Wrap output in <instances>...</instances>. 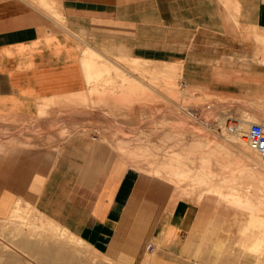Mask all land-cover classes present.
I'll use <instances>...</instances> for the list:
<instances>
[{
  "label": "crops",
  "instance_id": "1",
  "mask_svg": "<svg viewBox=\"0 0 264 264\" xmlns=\"http://www.w3.org/2000/svg\"><path fill=\"white\" fill-rule=\"evenodd\" d=\"M178 77L264 99V0H0V219L32 205L80 245L73 264H187L210 202L192 224L111 128L142 121L128 93L153 109Z\"/></svg>",
  "mask_w": 264,
  "mask_h": 264
},
{
  "label": "rangeland",
  "instance_id": "2",
  "mask_svg": "<svg viewBox=\"0 0 264 264\" xmlns=\"http://www.w3.org/2000/svg\"><path fill=\"white\" fill-rule=\"evenodd\" d=\"M162 83L164 86L160 87L153 109L135 110L133 105L137 95L135 92L128 93L130 100L125 107L128 119L134 120L138 113L142 121L127 126L112 123L115 136L122 135L127 139L122 145L116 142L117 147L121 148L125 156L132 154L151 158L154 162L153 173L156 169H163L164 177L153 173L149 175L157 181V190L169 191L171 199L175 194L177 201L185 200L191 204L189 218L192 224L201 204L210 202L209 231L205 233L198 230L193 237L194 248L197 250L203 244V250L200 254L196 250L188 254L187 264H264V250L253 253L240 246L244 242H251L250 238L242 235L240 226L248 218L249 210L238 209L230 203L235 196H240L264 208V172L254 159L263 163L264 160L250 147L247 153H242L229 141L231 129L237 126L239 119L264 123V99L257 95L256 103H253L243 97L191 91L181 85L183 82L179 77L174 85ZM168 86H174V89L169 91ZM144 95L149 97L153 93ZM104 126L99 124L97 128L102 131ZM196 142L201 147L198 144L196 146ZM213 142L219 143L217 146L224 149L215 148ZM211 148H215L216 153L213 154ZM201 178L203 180L199 181ZM6 218L0 219V264H73L77 255L80 259L85 254L77 250L80 245L76 240L55 222L44 218L32 205L19 203L11 216L9 214ZM252 234L262 236L264 240V229H255ZM248 236L252 235L249 233ZM219 238L224 240L222 247L217 246ZM145 242L146 247L149 243L153 245L151 239ZM41 248L42 251L36 252Z\"/></svg>",
  "mask_w": 264,
  "mask_h": 264
},
{
  "label": "bare ground",
  "instance_id": "3",
  "mask_svg": "<svg viewBox=\"0 0 264 264\" xmlns=\"http://www.w3.org/2000/svg\"><path fill=\"white\" fill-rule=\"evenodd\" d=\"M96 64H98V63H96ZM115 65V64H114ZM123 67V66H122ZM102 68V67H101ZM97 70V69H96ZM98 71V70H97ZM99 72V71H98ZM97 72V73H98ZM97 73H95V75L97 74ZM89 77V76H88ZM94 77V76H93ZM95 78H97L96 76H95ZM134 82V81H133ZM136 82V81H135ZM134 82V84H136ZM132 83V82H131ZM138 84V83H137ZM140 85V84H139ZM93 89V88H92ZM90 92H92V91H90ZM91 96V95H90ZM166 96V95H165ZM182 96V95H181ZM93 97V96H92ZM169 98V97H168ZM183 98H184V96H183ZM156 99V98H155ZM179 101H181V100H179ZM175 102V101H174ZM179 103V102H178ZM167 105V104H166ZM180 109V108H179ZM187 109V108H186ZM166 110V109H165ZM168 110V109H167ZM162 111V110H161ZM186 111V110H185ZM124 112V111H123ZM176 112H178V111H176ZM175 112V113H176ZM173 113V112H172ZM179 113V112H178ZM162 114V113H161ZM164 114V113H163ZM156 115V114H155ZM173 115V114H172ZM162 116V115H161ZM159 117V116H158ZM259 120V119H258ZM251 121H247V120H244V119H239V121L237 122V126H234L233 127V130L231 129V131H232V133H231V136L229 135V137H230V143L233 145V147L234 148H236V149H238L240 152H242V153H247V150H248V147H250V145L246 142V139L243 137V134H244V132L246 131V129L248 128V126L247 125H249V124H251L250 123ZM256 122V121H255ZM260 122H262V121H260ZM204 124V123H203ZM206 124V123H205ZM257 124H259L258 122H257ZM261 125H263L264 126V123H260ZM213 126H214V124H212ZM216 128H217V126H216ZM219 128V127H218ZM226 128V127H225ZM229 130V129H228ZM225 131V130H224ZM222 135V134H221ZM223 135H225V134H223ZM228 138V137H227ZM227 140V139H226ZM194 142V141H193ZM212 142V141H211ZM216 142V141H215ZM215 142H213V146L216 148V147H218L217 145L219 144V143H217V144H215ZM219 142V141H218ZM222 142V141H221ZM220 142V143H221ZM201 143V142H200ZM208 143V142H207ZM206 143V144H207ZM142 144V143H141ZM196 144H198L197 142L195 143V145ZM203 143H201V145H202ZM206 144H204V145H206ZM223 144V143H222ZM222 144H220V145H222ZM199 145V144H198ZM225 145V144H224ZM141 146V145H140ZM197 146V145H196ZM200 146V145H199ZM201 147V146H200ZM203 147V146H202ZM220 147V146H219ZM218 147V148H219ZM225 147V146H224ZM215 148H211L212 149V153L214 154V153H216V150H215ZM221 148V147H220ZM251 148V147H250ZM143 149V148H142ZM146 149V148H145ZM221 149H224V148H221ZM252 149V148H251ZM149 150V149H148ZM253 150V149H252ZM209 151H211V150H209ZM254 151V150H253ZM255 152V151H254ZM208 153V152H207ZM256 153V152H255ZM205 154H206V152H205ZM212 154V155H213ZM257 154V153H256ZM209 156H210V154H208ZM218 155V154H217ZM258 155V154H257ZM219 156V155H218ZM214 157V156H213ZM125 159H126V161L128 162V164L130 165V166H132V167H134L135 169H137V170H139V171H141L143 174H146V175H149V174H151L152 175V173H153V171H152V166L154 165V162H153V160L151 159V158H149V157H145V156H138V155H136V156H134V155H132V154H129V155H127V156H125ZM171 159V158H170ZM157 160V159H156ZM167 160V159H166ZM187 160V159H186ZM203 160H205L206 162H207V160H206V158H204L203 157ZM202 160V162H204ZM222 161H225V159L223 160L222 159ZM201 162V163H202ZM229 161H227V163H228ZM254 162H255V164L256 165H260L262 168L264 167V163L263 162H259V161H257L256 159H254ZM166 163H167V161H166ZM172 163V162H171ZM205 163V162H204ZM239 163H241V162H239ZM207 164V163H206ZM226 164V163H225ZM230 164V163H229ZM170 165V164H169ZM168 165V166H169ZM163 170V169H162ZM162 170L161 169H156V171L153 173L154 175H157V176H160V177H164V173H162ZM175 170V169H174ZM228 170V169H227ZM193 171V170H192ZM230 171V170H229ZM228 171V172H229ZM231 171H233V170H231ZM176 172V171H175ZM199 172V171H198ZM227 173V172H226ZM230 173V172H229ZM243 173V172H242ZM225 174V173H224ZM223 174V175H224ZM231 174H234V172L233 173H231ZM236 174V173H235ZM210 175V174H209ZM219 175H221V174H218L217 176H219ZM150 176V175H149ZM178 177H180L179 175H177ZM216 176V175H215ZM241 176H243V175H240V177ZM197 177V176H196ZM203 177H204V175H203ZM211 177V176H210ZM232 177H234V175L232 176ZM182 178V177H181ZM214 178V177H213ZM177 179V178H176ZM204 179H207V177L206 178H204ZM178 180V179H177ZM181 180V179H180ZM200 180H203L202 178L201 179H199V181ZM196 181V180H195ZM194 181V182H195ZM197 181H198V179H197ZM179 182V181H178ZM177 184V183H176ZM181 183H179V185H180ZM204 184V183H203ZM215 194V193H214ZM218 199V198H217ZM216 201V200H215ZM219 201V200H218ZM230 203H231V205H233V206H235V207H237L238 209H246V210H249V215H247V219H246V221L242 224H240V226H241V233H242V235L243 236H247V238H250L251 239V242H250V244H246V242H244V243H242L240 246H242L243 248H245V249H248L249 251H252L253 253H259L261 250H264V240H263V237L262 236H260V237H257V236H255V235H253L252 234V231L253 230H255V229H264V208H262L259 204H252V202L251 201H249V200H244V199H242L240 196H235L234 198H233V200L232 201H230ZM19 204V203H18ZM231 207V206H230ZM18 211V210H17ZM17 211H15V212H17ZM241 212V211H240ZM254 212H256V213H254ZM260 212H263V214H261ZM242 213V212H241ZM252 230V231H251ZM240 233V234H241ZM250 233V235H252V236H248V234ZM246 238V237H245ZM37 249V248H36ZM44 250V249H43ZM53 250V249H52ZM39 251H42V248H41V250L39 249L38 251L36 250V252H39ZM35 253V252H34ZM58 253V252H57ZM57 256V255H56Z\"/></svg>",
  "mask_w": 264,
  "mask_h": 264
},
{
  "label": "built area",
  "instance_id": "4",
  "mask_svg": "<svg viewBox=\"0 0 264 264\" xmlns=\"http://www.w3.org/2000/svg\"><path fill=\"white\" fill-rule=\"evenodd\" d=\"M243 137L258 156L264 160V126L257 123L249 124ZM147 249L153 251L154 246L149 243Z\"/></svg>",
  "mask_w": 264,
  "mask_h": 264
}]
</instances>
